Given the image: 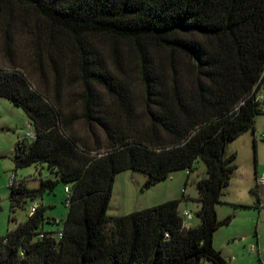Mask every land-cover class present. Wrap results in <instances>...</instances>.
Returning a JSON list of instances; mask_svg holds the SVG:
<instances>
[{
	"label": "trees",
	"instance_id": "trees-1",
	"mask_svg": "<svg viewBox=\"0 0 264 264\" xmlns=\"http://www.w3.org/2000/svg\"><path fill=\"white\" fill-rule=\"evenodd\" d=\"M0 38V97L34 132L16 144V168L59 177L15 176L12 212L38 206L11 215L0 264H233L214 243L232 219L217 205L237 168L229 143L264 114V0H0ZM199 158L198 225L181 199L109 216L121 171L145 172L146 187L179 170L188 181ZM60 180L71 198L54 234L36 199Z\"/></svg>",
	"mask_w": 264,
	"mask_h": 264
},
{
	"label": "rangeland",
	"instance_id": "rangeland-1",
	"mask_svg": "<svg viewBox=\"0 0 264 264\" xmlns=\"http://www.w3.org/2000/svg\"><path fill=\"white\" fill-rule=\"evenodd\" d=\"M1 45L0 38V65L6 66ZM132 86L134 94L141 100L142 84L135 80ZM31 123L22 107L0 97V236L15 227L16 223L10 222L12 214L17 222L27 218L32 203L29 200L26 207H19L12 212L10 180L13 176H16L17 181L26 179L30 187H38L42 176L59 179L46 167L43 169L42 164L16 168L14 148L19 140L28 137L33 130ZM254 127L257 133L252 128L248 129L228 145L227 152L237 154V168L231 175L229 185L224 189L223 202L217 205L220 219L228 216L232 219L216 231V239L219 236V240H215L216 246L230 260L232 257L229 256L232 255L237 264H264V205H258V195L254 192L257 184L256 166L262 168L260 172L264 171V138L261 137V134H264V114L256 117ZM42 170L45 173H42ZM207 176V166L202 158L196 161L188 181L187 170H179L151 187L145 186V172L123 170L117 175L108 214L110 217H120L165 202L167 200L162 189L167 188L169 198L181 199L180 210L188 209L197 218L200 205L197 200V182ZM65 185L66 183L60 180L53 191H46L36 199L45 206L44 229L54 234L63 228L69 209L65 202ZM183 188L186 191L184 194ZM253 246L256 250L251 249Z\"/></svg>",
	"mask_w": 264,
	"mask_h": 264
},
{
	"label": "crops",
	"instance_id": "crops-1",
	"mask_svg": "<svg viewBox=\"0 0 264 264\" xmlns=\"http://www.w3.org/2000/svg\"><path fill=\"white\" fill-rule=\"evenodd\" d=\"M254 132L255 133H257L256 132V130H254ZM42 167H43V169L45 168L44 167V165H42ZM261 169L262 168H258V166H256V179H257V183H259L260 184V190H259V194H260V196H259V198H260V205L262 206V205H264V183H260V177H261V175L264 173V171H262V172H260L261 171ZM42 173H45V171L44 170H42ZM43 177H45V176H42L41 178H43ZM41 178H40V180H41ZM184 191H185V188H183L182 189V192L184 193ZM162 192L164 193V197H165V200H169V199H172V198H169L170 196H169V189H167V188H164V189H162ZM186 192V191H185ZM163 197V198H164ZM167 197V198H166ZM178 197H180V196H178ZM199 199V196L197 197V200ZM200 206H201V204L198 206V209L200 208ZM201 222V219H200V217L198 216L197 218L193 215V218L191 219V224L192 225H198L199 223ZM215 240H219V236L217 237V239H216V235H215V237H214V243H215V246H216V241ZM217 247V246H216ZM218 248V247H217ZM222 251V250H221ZM229 257H232L231 258V261H232V263L233 264H237V262H235V258L231 255V256H229ZM239 263V262H238Z\"/></svg>",
	"mask_w": 264,
	"mask_h": 264
},
{
	"label": "built area",
	"instance_id": "built-area-1",
	"mask_svg": "<svg viewBox=\"0 0 264 264\" xmlns=\"http://www.w3.org/2000/svg\"><path fill=\"white\" fill-rule=\"evenodd\" d=\"M29 136L34 137V132L33 130L30 132ZM261 137L264 138V134H261ZM15 176H13L10 180V185H13V183L15 182ZM260 183H264V173L261 175L260 177ZM65 193H66V204L70 203V198H71V187L70 185H65ZM38 206V203L35 202L30 206L29 212L33 213L36 208ZM183 217H184V221L186 225H190L191 224V219L193 218V213L191 211H189L188 209H184L183 210ZM59 236H62V233L60 232ZM252 250H256L255 247L253 246L251 248Z\"/></svg>",
	"mask_w": 264,
	"mask_h": 264
}]
</instances>
